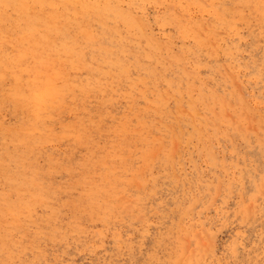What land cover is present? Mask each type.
<instances>
[{
  "label": "rangeland",
  "instance_id": "rangeland-1",
  "mask_svg": "<svg viewBox=\"0 0 264 264\" xmlns=\"http://www.w3.org/2000/svg\"><path fill=\"white\" fill-rule=\"evenodd\" d=\"M92 5L0 0V264H264V0Z\"/></svg>",
  "mask_w": 264,
  "mask_h": 264
},
{
  "label": "bare ground",
  "instance_id": "bare-ground-1",
  "mask_svg": "<svg viewBox=\"0 0 264 264\" xmlns=\"http://www.w3.org/2000/svg\"><path fill=\"white\" fill-rule=\"evenodd\" d=\"M1 1H2V0H1ZM57 1H58V0H57ZM66 1H68V0H66ZM77 1H78V0H77ZM95 1H96V6L92 5V6H94V7H93V9H92V7H91V9H92V10H97V11L99 12V10H100L99 3L101 2V0H95ZM102 1H103V0H102ZM18 2H19V1H18ZM22 2H23V1H22ZM74 2H75V1H74ZM82 2H83V1H82ZM86 2L88 3V1H86ZM89 2H90V1H89ZM57 3H58V2H57ZM68 3H70V1H69ZM83 3H84V2H83ZM91 3H92V2H91ZM15 4H16V3H15ZM23 4H24V2H23ZM71 4H72V3H71ZM71 4H70V5H71ZM88 4L91 6L90 3H88ZM128 4H130V3H128ZM25 5H26V4H25ZM27 5H28V4H27ZM59 5H60V4H59ZM30 6H31V5H30ZM50 6H51V5H50ZM81 6H82V4H81ZM90 6H89V8H87V9H90ZM60 7H61V6H60ZM84 7H85V6H84ZM112 7H113V6H112ZM112 7L109 6V2L107 1V2L102 3V8H101V9H103L104 11H106V10H108V9H110V8L112 9ZM258 7H259V6H258ZM25 8H26V7H25ZM51 8H52V7H51ZM56 8H57V7H56ZM79 9H80V8H79ZM84 9H85V8H84ZM214 9H215V8H214ZM28 10L31 11V9H28ZM119 10H120V9H119ZM13 11H14V9H13ZM51 11H52V10H51ZM67 11H68V10H67ZM124 11H125V10H124ZM17 12H18V11H17ZM31 12H32V11H31ZM33 12H34V11H33ZM52 12H53V11H52ZM68 12H69V11H68ZM109 12H110V11H109ZM255 12H256V11H255ZM55 13H56V12H55ZM55 13H54V14H55ZM57 13H58V12H57ZM57 13H56V14H57ZM69 13H70V12H69ZM76 13H78V12H76ZM114 13H115V12H114ZM116 13H118V12H116ZM116 13H115V14H116ZM216 13H217V12H216ZM37 14H38V13H37ZM46 14H47V13H46ZM61 14H62V13H61ZM65 14H66V13H65ZM118 14H119V13H118ZM34 15H35V14H34ZM127 15H128V14H127ZM215 15H216V14H215ZM58 16H59V15H58ZM120 16H121V15H120ZM128 16H129V18H130V15H128ZM128 16L125 15V17H128ZM74 17H75V16H74ZM76 17H77V16H76ZM76 17H75V18H76ZM80 17H81V16H80ZM108 17H109V16H108ZM123 17H124V16H122V19H123ZM75 18H73V19H75ZM110 18H114V17H110ZM219 18H220V17H219ZM47 19H48V18H47ZM70 19H72V17H71ZM81 19H83V18H81ZM124 19H125V18H124ZM16 20H17V19H16ZM75 20H76V19H75ZM218 20H219V19H218ZM4 21H5V20H4ZM17 21H18V20H17ZM63 21H64V20H63ZM67 21H68V20H67ZM79 21H80V20H79ZM79 21H78V22H79ZM120 21H121V20H119V22H120ZM130 21H131V20H130ZM46 22H47V20H46ZM52 22H53V21H51V23H52ZM64 22H65V21H64ZM121 22H122V21H121ZM124 22H126V21L124 20ZM128 22H129V19H128ZM59 23H61V22H59ZM126 23H127V22H126ZM126 23H125V25H126ZM57 24H58V23H57ZM57 24H56V25H57ZM64 24H65V23H64ZM85 24H86V23H85ZM122 24H123V23H122ZM128 24H129V23H128ZM131 24H132V23H131ZM131 24H130V26H132V28H134L135 25L133 26V25H131ZM86 25H87V24H86ZM88 25H89V24H88ZM112 25H113V24H112ZM112 25H111V26H112ZM75 26H76V25H75ZM89 26H90V25H89ZM138 26H139V25H138ZM67 27H68V25H67ZM113 27H115V26H113ZM126 28H127V27H126ZM5 29H6V28H5ZM66 29H67V28H66ZM86 29H87V26H86ZM86 29H85V30H86ZM90 29H91V28H90ZM124 29H125V28H124ZM33 30H34V28H33ZM51 30H52V29H51ZM83 30H84V29H83ZM85 30H84V31H85ZM136 30H137V28H136ZM25 31H26V30H25ZM53 31H54V30H53ZM89 31H90V30H89ZM115 31H116V30H115ZM134 31H135V30H134ZM138 31H139V29H138ZM182 31H183V30H182ZM182 31H181V32H182ZM80 32L83 33V31H80ZM116 32H117V31H116ZM116 32H115V33H116ZM132 32H133V31H132ZM23 33H24V32H23ZM42 33H43V32H42ZM85 33H88V32H85ZM117 33H118V32H117ZM129 33H130V32H129ZM133 33H134V32H133ZM77 34H78V33H77ZM125 34H126V33H125ZM130 34H131V33H130ZM130 34H129V35H130ZM183 34H186V33L183 32ZM80 35H81V33H80ZM91 35H93V34H91ZM97 35H98V34H97ZM141 35H142V34H141ZM82 36H83V35H82ZM183 36H185V35H183ZM35 37H36V36H35ZM35 37L33 36V38H35ZM45 37H46V36H45ZM88 37H89V36H88ZM141 37H142V36H141ZM141 37H140V38H141ZM54 38H55V37H54ZM89 38H90V37H89ZM93 38H95L94 35H93ZM136 38H137V37H136ZM52 39H53V38H52ZM52 39L50 38V40H52ZM131 40H132V39H131ZM138 41H139V40H138ZM65 42H66V38H65ZM122 42H123V41H122ZM62 43H63V41H62ZM65 44H66V43H65ZM69 44H70V43H69ZM131 44H132V42H131ZM131 44H130V45H131ZM2 45H3V44H2ZM66 45H67V44H66ZM75 45H76V44H75ZM77 45H78V44H77ZM145 45H146V44H145ZM67 46H68V45H67ZM91 46H92V45H91ZM99 46H100V45H99ZM102 46H103V45H102ZM102 48H103V47H102ZM111 48H112V47H111ZM24 49H25V48H24ZM26 50H28V49L26 48ZM81 51H82V50H81ZM105 51H106V50H105ZM108 51H109V50H108ZM22 52H23V51H22ZM24 52H25V50H24ZM122 52H123V51H122ZM25 53H26V52H25ZM9 54H10V53H9ZM43 55H44V54H43ZM149 55H151V54L149 53ZM37 56H38V55H37ZM37 56L34 54V57H37ZM48 56H49V55H48ZM105 56H106V55H105ZM4 57H6V56H4ZM91 57H93V56H91ZM94 57H95V56H94ZM145 57H146V55L144 56V58H145ZM101 58H102V57H101ZM18 59H19V58H18ZM103 59H104V58H103ZM108 59H110V58H108ZM151 59H152V58H151ZM15 60H16V59H15ZM52 60H53V59H52ZM105 60H106V59H105ZM48 61H49V60H48ZM114 61H115V60H114ZM131 61H132V60H131ZM118 62H119V61H118ZM129 62H130V61H129ZM102 63H103V62H102ZM25 64H26V63H25ZM130 64H132V63H130ZM29 65H30V64H29ZM59 65H60V64H59ZM90 65H91V64H90ZM155 65H156V64H155ZM155 65H154V66H155ZM95 66H96V65H95ZM137 66H138V65H137ZM96 67H97V66H96ZM127 67H128V66H127ZM138 67H139V66H138ZM49 68H50V67H49ZM78 68H79V67H78ZM107 69H108V68H107ZM11 70H12V69H11ZM126 70H127V68H126ZM151 70H152V69H151ZM155 70H156V69H155ZM111 71H112V70H111ZM43 74H44V73H43ZM39 75H40V74H39ZM89 75H90V74H89ZM45 76H46V75H45ZM94 77H95V76H94ZM137 77H138V76H137ZM144 78H145V77H144ZM146 79H147V78H145V80H146ZM145 80H144V81H145ZM94 81H95V80H94ZM133 81H134V80H133ZM140 82H141V81H140ZM142 82H143V81H142ZM29 84H30V83H29ZM136 86H137V85H136ZM16 89H17V88H16ZM19 89H20V88H19ZM19 89H18V90H19ZM39 89H40V88H39ZM39 89L37 88V90H39ZM100 90H101V89H100ZM113 90H114V89H113ZM103 92H104V91H103ZM103 92H102V93H103ZM125 93H126V92H125ZM27 95H29V94H27ZM34 98H35V97H34ZM2 99H3V98H2ZM2 99H1V100H2ZM35 99H36V98H35ZM108 102H109V101H108ZM28 106H29V105H28ZM30 106H31V105H30ZM252 107H253V106H252ZM20 123H22V122H20ZM124 123H125V122H124ZM124 123H123V124H124ZM113 128L115 129V127H113ZM110 130H111V129H110ZM112 130H113V129H112ZM19 132H20V131H19ZM20 133H21V132H20ZM43 138H44V137H43ZM47 138H48V137H47ZM40 139H42V138H40ZM49 139H51V138H49ZM90 147H91V146H90ZM172 156H173V155H172ZM152 157H153V156H152ZM32 181H33V180H32ZM39 186H40V185H39Z\"/></svg>",
  "mask_w": 264,
  "mask_h": 264
}]
</instances>
